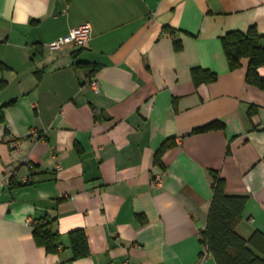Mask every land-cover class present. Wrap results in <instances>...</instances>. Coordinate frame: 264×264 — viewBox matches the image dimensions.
<instances>
[{
	"label": "crops",
	"instance_id": "obj_1",
	"mask_svg": "<svg viewBox=\"0 0 264 264\" xmlns=\"http://www.w3.org/2000/svg\"><path fill=\"white\" fill-rule=\"evenodd\" d=\"M82 25L83 47L49 48ZM250 27L264 47V0H0V264H195L209 171L246 198L236 232L264 235V91L221 45ZM193 68L216 80L194 87ZM214 121L223 129L191 134ZM42 215L56 254L32 237ZM78 229L89 255L70 262Z\"/></svg>",
	"mask_w": 264,
	"mask_h": 264
},
{
	"label": "trees",
	"instance_id": "obj_2",
	"mask_svg": "<svg viewBox=\"0 0 264 264\" xmlns=\"http://www.w3.org/2000/svg\"><path fill=\"white\" fill-rule=\"evenodd\" d=\"M263 36L259 35L254 27L245 33L229 32L221 38V45L231 71L240 67V60L246 58L248 65L245 73V83L264 91V79L258 75V69L264 67V47L260 45ZM180 43L174 42L175 50H180ZM76 52H73V57ZM76 66H84L77 63ZM7 68L0 63V72ZM95 69L91 68L88 78L93 77ZM194 87L201 84L213 83L216 75L209 71L193 68L190 71ZM6 82L0 80V91ZM12 103V102H11ZM10 103V104H11ZM3 106H0V125L3 124ZM223 125L218 121L192 130L191 134H201L210 131L222 130ZM173 143L164 142L155 154V163L161 166V156ZM211 177L212 196L208 208L205 227L199 233V243L207 248L214 264H264V235L254 231L248 238L241 237L235 230L241 220L246 204L245 197L228 196L225 194L224 181L216 172L209 171ZM9 187H17L11 179ZM54 219L42 215L30 222L32 237L38 246L44 248L48 254H56L62 249L60 235L53 228ZM69 249L72 253L70 262L86 258L89 255L87 238L80 229L68 234Z\"/></svg>",
	"mask_w": 264,
	"mask_h": 264
},
{
	"label": "built area",
	"instance_id": "obj_3",
	"mask_svg": "<svg viewBox=\"0 0 264 264\" xmlns=\"http://www.w3.org/2000/svg\"><path fill=\"white\" fill-rule=\"evenodd\" d=\"M89 36H90V27L89 25H82L79 26L76 29H73L72 31H70V33L68 35H66L65 37L61 38L59 41H57L56 43H53L49 46V48L51 50H55L57 49L60 45L64 44V43H71L72 45H74L77 48H81L85 45V43L89 40ZM88 83L91 87V89L94 92L98 91V83L95 80L94 77H91L88 79ZM8 180L5 181V184L8 185ZM153 182L155 185L160 186L161 185V176H156L153 179ZM209 258H211L207 248L203 245H201V249H200V253H199V257H198V261L195 264H203L205 263ZM124 264H127V262H125Z\"/></svg>",
	"mask_w": 264,
	"mask_h": 264
}]
</instances>
